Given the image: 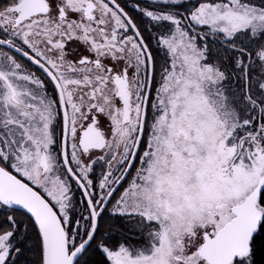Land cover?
I'll use <instances>...</instances> for the list:
<instances>
[{
	"label": "snow or ice",
	"instance_id": "obj_1",
	"mask_svg": "<svg viewBox=\"0 0 264 264\" xmlns=\"http://www.w3.org/2000/svg\"><path fill=\"white\" fill-rule=\"evenodd\" d=\"M0 264H264V0H0Z\"/></svg>",
	"mask_w": 264,
	"mask_h": 264
}]
</instances>
